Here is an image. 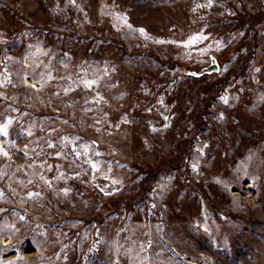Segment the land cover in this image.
<instances>
[{
  "label": "rangeland",
  "instance_id": "rangeland-1",
  "mask_svg": "<svg viewBox=\"0 0 264 264\" xmlns=\"http://www.w3.org/2000/svg\"><path fill=\"white\" fill-rule=\"evenodd\" d=\"M0 264H264V0H0Z\"/></svg>",
  "mask_w": 264,
  "mask_h": 264
},
{
  "label": "water",
  "instance_id": "water-1",
  "mask_svg": "<svg viewBox=\"0 0 264 264\" xmlns=\"http://www.w3.org/2000/svg\"><path fill=\"white\" fill-rule=\"evenodd\" d=\"M218 68H219V64L217 62L216 57L213 56V55H210V62H209L208 65L202 67L198 71H188L187 74H190V75L195 76V77H200L202 75L209 74V73H212L214 71H217Z\"/></svg>",
  "mask_w": 264,
  "mask_h": 264
},
{
  "label": "snow or ice",
  "instance_id": "snow-or-ice-1",
  "mask_svg": "<svg viewBox=\"0 0 264 264\" xmlns=\"http://www.w3.org/2000/svg\"><path fill=\"white\" fill-rule=\"evenodd\" d=\"M142 31V30H141Z\"/></svg>",
  "mask_w": 264,
  "mask_h": 264
}]
</instances>
